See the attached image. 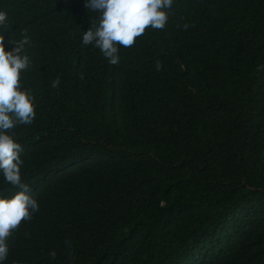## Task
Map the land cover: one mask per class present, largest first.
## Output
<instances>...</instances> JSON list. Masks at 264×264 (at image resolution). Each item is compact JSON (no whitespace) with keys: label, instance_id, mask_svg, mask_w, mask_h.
<instances>
[{"label":"trees","instance_id":"trees-1","mask_svg":"<svg viewBox=\"0 0 264 264\" xmlns=\"http://www.w3.org/2000/svg\"><path fill=\"white\" fill-rule=\"evenodd\" d=\"M84 3L0 0L5 50L30 37L36 117L7 134L39 204L3 264H264V0H173L117 65Z\"/></svg>","mask_w":264,"mask_h":264},{"label":"clouds","instance_id":"clouds-1","mask_svg":"<svg viewBox=\"0 0 264 264\" xmlns=\"http://www.w3.org/2000/svg\"><path fill=\"white\" fill-rule=\"evenodd\" d=\"M173 0H85L84 7L99 13L98 26L83 32V45H93L99 49L109 64L117 65L120 57L119 48L132 47L136 39L149 27L164 29L168 21L166 9L172 7ZM8 15L0 11V29L7 24ZM187 23L183 25L186 30ZM23 39L10 41L15 45L11 51L5 50V32L0 33V173L5 183L18 188L12 198L0 197V264L9 253L8 240L19 228L22 221H30L33 214L39 211V204L33 197L32 189L21 179L22 145L13 136L7 134L17 125L31 124L35 117L34 96L30 90L22 89L21 74L31 61L23 55L24 46L30 44L27 30L22 32ZM156 70L163 65L157 61ZM264 68V65L260 66ZM60 80L52 82L58 88ZM70 248L71 241L65 240ZM56 252L50 251L49 257L56 258Z\"/></svg>","mask_w":264,"mask_h":264}]
</instances>
